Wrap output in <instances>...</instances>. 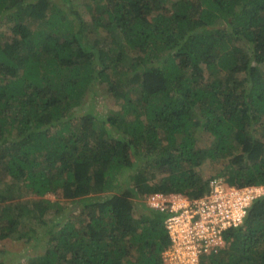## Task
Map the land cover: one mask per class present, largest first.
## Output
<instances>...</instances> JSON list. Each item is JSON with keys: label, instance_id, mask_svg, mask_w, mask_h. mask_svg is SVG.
Segmentation results:
<instances>
[{"label": "trees", "instance_id": "16d2710c", "mask_svg": "<svg viewBox=\"0 0 264 264\" xmlns=\"http://www.w3.org/2000/svg\"><path fill=\"white\" fill-rule=\"evenodd\" d=\"M76 1L0 0V264H163L145 196L264 187V0ZM223 236L264 264V195Z\"/></svg>", "mask_w": 264, "mask_h": 264}, {"label": "built area", "instance_id": "2783aa9c", "mask_svg": "<svg viewBox=\"0 0 264 264\" xmlns=\"http://www.w3.org/2000/svg\"><path fill=\"white\" fill-rule=\"evenodd\" d=\"M263 195V187H226L220 178L212 179L208 192L195 200L153 194L151 207L166 215L171 242L162 254L163 264H199L201 256L225 248L224 231L239 225L246 209Z\"/></svg>", "mask_w": 264, "mask_h": 264}, {"label": "rangeland", "instance_id": "374dc122", "mask_svg": "<svg viewBox=\"0 0 264 264\" xmlns=\"http://www.w3.org/2000/svg\"><path fill=\"white\" fill-rule=\"evenodd\" d=\"M76 3H78L76 0H74ZM173 0H171L172 2ZM169 2L168 4H166L165 6H169L170 3ZM86 33H88V37L91 38V37H94V35L90 32V31H85ZM103 37V34L98 36V38H101ZM96 102L95 103V106L93 107L94 111L97 112V113H100V114H109L111 112H114L113 110V107H114V101H111L110 99H108L106 96H102L101 92H99V95L96 96V100L94 101ZM81 107H82V104H81ZM81 107H79V109L81 110ZM204 136V135H203ZM214 143V140L210 139V138H207L206 135L205 137L201 138L199 140V146L200 148H203V149H206L208 147L211 146V144ZM228 160V159H227ZM227 160L226 159H219L217 162L215 163H211V162H205L204 165L201 167L200 169V172H201V175L202 177L206 180L208 179L209 177H212V176H215V175H218L221 170H223L224 166L227 164ZM144 162V161H143ZM223 179V178H222ZM224 180V179H223ZM152 196V195H151ZM151 196H145L144 198V201L142 200V204H144V206L146 207H151V206H154V203L153 200L151 199ZM47 198H50V199H53V196L52 195H49V196H46ZM181 197V196H180ZM186 198V197H185ZM30 201L28 199V196H26L25 198H17L14 200V202L18 203V204H21L23 207L29 209L30 208V204L29 202ZM13 202V201H12ZM140 203V202H138ZM8 208V207H7ZM18 208V207H17ZM16 208L17 212L18 209ZM10 210V208H8V211ZM7 211V212H8ZM26 223V222H25ZM18 226H16V229L14 228V236L18 235L19 232H23V234L25 233L24 230L26 231V227L27 225L25 226H21L19 224H17ZM10 245L11 244H14L15 247H22L20 245V242H15V241H12L9 243ZM8 244V245H9ZM11 248V246H10ZM9 248V249H10ZM18 258V257H17ZM17 260V259H16ZM18 261V260H17Z\"/></svg>", "mask_w": 264, "mask_h": 264}, {"label": "clouds", "instance_id": "9594fccd", "mask_svg": "<svg viewBox=\"0 0 264 264\" xmlns=\"http://www.w3.org/2000/svg\"><path fill=\"white\" fill-rule=\"evenodd\" d=\"M212 179H215V178H212ZM212 179H210L209 180V182L212 180ZM221 179V178H220ZM222 181H223V179H222ZM209 182H208V188H209ZM223 185H225L226 187H233V186H227L226 184H225V182L223 181ZM250 187H263V186H250ZM246 188V187H245ZM264 188V187H263ZM168 195H178V194H168ZM180 196H182V197H186V196H183V195H180ZM187 199H192V198H190V197H186ZM260 198V197H259ZM198 199V198H197ZM195 200V199H194ZM252 204V203H251ZM251 204H250V206H251ZM149 208H152V207H149ZM153 209V208H152ZM153 210H155V209H153ZM156 212H159V211H157V210H155ZM160 213V212H159ZM163 214V213H162ZM246 214H247V209H246ZM246 214H245V216H246ZM244 216V217H245ZM165 218H166V215H165ZM165 218H164V221H165ZM244 219V218H243ZM163 221V222H164ZM243 221V220H242ZM242 223V222H241ZM240 223V224H241ZM239 224V225H240ZM239 225H237V226H239ZM237 226H235V227H237ZM231 228V227H230ZM164 229H165V224H164ZM229 229V228H228ZM166 230V229H165ZM167 232V231H166ZM167 234H168V232H167ZM168 236H169V234H168ZM170 239V238H169ZM223 239H224V236H223ZM224 241H225V239H224ZM225 243H226V247L225 248H227V245H228V243L225 241ZM168 247V246H167ZM167 249V248H166ZM165 249V250H166ZM224 249V248H223ZM164 250V251H165ZM163 251V252H164ZM163 252H162V254H163ZM162 254H161V258H162ZM200 262V261H199Z\"/></svg>", "mask_w": 264, "mask_h": 264}]
</instances>
